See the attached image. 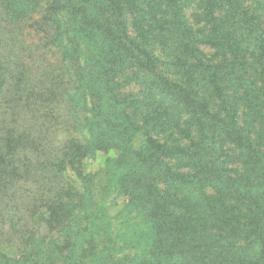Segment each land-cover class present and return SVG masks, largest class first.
<instances>
[{
    "label": "trees",
    "instance_id": "16d2710c",
    "mask_svg": "<svg viewBox=\"0 0 264 264\" xmlns=\"http://www.w3.org/2000/svg\"><path fill=\"white\" fill-rule=\"evenodd\" d=\"M0 264H264V0H0Z\"/></svg>",
    "mask_w": 264,
    "mask_h": 264
},
{
    "label": "rangeland",
    "instance_id": "374dc122",
    "mask_svg": "<svg viewBox=\"0 0 264 264\" xmlns=\"http://www.w3.org/2000/svg\"><path fill=\"white\" fill-rule=\"evenodd\" d=\"M115 151H111L109 154L106 153H100L97 158H93L89 160V168L91 170H97L98 168L102 167L105 163V160L108 156H114ZM122 207V199H119L116 204L112 205L109 209L110 214L114 215L116 214Z\"/></svg>",
    "mask_w": 264,
    "mask_h": 264
}]
</instances>
